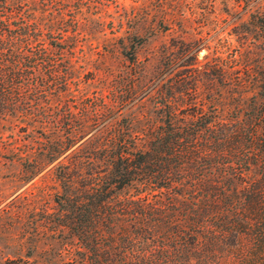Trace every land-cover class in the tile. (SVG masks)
<instances>
[{"label": "trees", "instance_id": "obj_1", "mask_svg": "<svg viewBox=\"0 0 264 264\" xmlns=\"http://www.w3.org/2000/svg\"><path fill=\"white\" fill-rule=\"evenodd\" d=\"M43 1L38 10V0H0V119L54 123L52 103L68 90L80 42L72 23L87 6L70 20L61 0ZM257 82L246 109L233 97L230 119L214 104L167 103L146 146L113 136L87 172L59 165L54 231L76 243L52 264H264V73ZM77 130L60 129L48 163Z\"/></svg>", "mask_w": 264, "mask_h": 264}, {"label": "rangeland", "instance_id": "obj_2", "mask_svg": "<svg viewBox=\"0 0 264 264\" xmlns=\"http://www.w3.org/2000/svg\"><path fill=\"white\" fill-rule=\"evenodd\" d=\"M81 1L61 0L55 6L65 4L67 18L75 20ZM85 4L72 23L80 42L68 90L52 103L55 122L0 119V264H52L59 259L56 251L76 243L68 230L62 237L54 231L56 197L62 192L59 165L87 172L89 160L113 136H139L146 146L167 103H198L205 109L214 104L220 118L230 119L233 97L246 109L264 73V0ZM37 5L40 10L45 3ZM67 125L77 133L48 163L44 154L59 147L56 140L65 139L60 129ZM22 156L41 160V170L24 166Z\"/></svg>", "mask_w": 264, "mask_h": 264}]
</instances>
